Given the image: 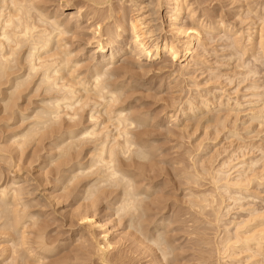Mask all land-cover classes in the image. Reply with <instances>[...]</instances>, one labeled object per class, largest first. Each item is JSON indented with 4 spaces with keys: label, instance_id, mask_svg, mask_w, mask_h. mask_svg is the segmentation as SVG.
Instances as JSON below:
<instances>
[{
    "label": "bare ground",
    "instance_id": "1",
    "mask_svg": "<svg viewBox=\"0 0 264 264\" xmlns=\"http://www.w3.org/2000/svg\"><path fill=\"white\" fill-rule=\"evenodd\" d=\"M42 2L0 0V100L4 102V111L15 120V113L21 108L19 102L23 98H40L30 114L19 112L24 129L13 132L10 148L13 147L16 152L22 151L18 154L23 156L21 153L33 144L48 141L51 151L56 154L51 160L53 166L59 161L62 151H71L75 145V159L81 168L99 172L97 179H107L123 189L126 215L135 212L138 207L144 208L147 224L137 230L140 235L134 233L136 239L132 243L149 253L154 264H172L177 248H173L167 233L161 232L163 226L170 224V219L163 216L164 220L158 221L155 226L148 225L150 221L155 223V217L149 215V207L156 199H151L156 188L153 186L154 180L161 174L156 171L155 162L160 161L157 160L159 154H156L159 145L152 137L155 131L159 133L162 128L171 134V127H166L178 124L181 118H185L186 125L180 128L181 132L188 131L193 125L192 137L203 128L197 144L189 143L192 150L187 149L190 151L186 154L188 157L184 158H188L189 161H186L190 164L184 165L185 161L182 162L181 158L177 171H181V178L174 174L177 179L183 180L182 185L188 186L190 191L187 199L188 202L190 200L193 219L190 220L186 208L182 214L187 213L193 225L190 226L187 221L190 228L186 225L185 230L193 229L189 232L193 238H197V241L194 240L204 246L197 247L199 257L194 248V255L198 257L195 259L203 264L214 257L216 264H264V199L261 200V207H258L260 192L262 188L264 190V148L260 144H250L264 132V0H187V3L185 0H123V3L114 0L111 5L113 19L121 23L124 29L122 40L117 44L111 43L105 30L98 24L89 23L93 13L82 11L84 0H58L61 8L50 13L43 8ZM212 2L218 5V10L206 8V3L210 6ZM203 4H206L205 7ZM74 10V13L65 15V12ZM93 27L96 28L95 33ZM86 33L90 34L84 42L87 47L71 50L75 45L72 42L83 40L82 35ZM214 35L222 42L223 48L221 55H217L219 50L215 52L217 60L213 64L208 49L216 39ZM134 42H138V45ZM137 46V56L126 59L132 56ZM105 49L115 56V78L97 84L91 74V64L87 68L83 65L85 60L90 62L95 57L98 61L108 55ZM73 52L80 55L73 56ZM158 61L165 66L157 69L155 63ZM119 62L122 65L117 67ZM204 70L210 72L211 79L202 83L197 73L202 74L200 72ZM162 72H170L168 78L175 75L176 79L179 78L175 84L181 95L167 103L168 98L164 101L173 114H168L165 122H157L160 118L158 113L154 115L150 110L135 112L137 105L133 106V102L138 100L132 101V98L138 90L143 91L140 86H151L153 89L145 91L153 95L149 94L154 98V104L159 103L161 90L167 87L163 84V77H159V82L155 81L156 77L162 76ZM209 83L212 87H207ZM231 86L233 88L229 91ZM213 111L216 113L210 115ZM192 122H196L197 126ZM154 123L159 125L158 130ZM218 142H225L228 148L234 147L235 143L238 146L232 151L227 147L223 151H220L221 147L211 149L213 146L216 148ZM249 148L252 151L245 152ZM3 151L0 148V154ZM256 153L260 155L256 156ZM222 155L224 157L219 158ZM157 166L161 167L159 163ZM18 167L9 170L11 180L3 184L0 182V220L5 221L0 231L6 237L0 258L9 251L6 262L46 264L48 260L58 258L66 245L64 242H51L46 232L47 226L42 221V213L49 212L47 210L57 196L54 192L48 195L49 198L44 200L46 204L38 200L39 197L44 198L39 193L41 186H36L39 183H35L34 179L21 177ZM161 168L163 170L164 165ZM161 172L164 175L165 171ZM147 173L150 177H147ZM4 176L0 173L2 179ZM55 176L54 189L58 188V173ZM138 176H143L145 180L147 178L146 181H150L152 186L149 183L144 185V178L140 183ZM205 183L212 189L203 190ZM255 184L261 189L259 192L257 188L259 196L255 193L257 191H252ZM143 193L151 194V202L141 203ZM60 196L58 204L71 200L63 196L64 201L61 202ZM18 202L28 206L27 215H37L34 227L27 226V219L19 227L10 222L15 221L16 217L7 215L5 210L16 207ZM157 202L155 200V206ZM101 204L83 207L76 202L77 208L68 215L69 218L63 217L68 220L70 230L79 227L75 235V245H79L74 247L73 253L86 257L90 264H93V258L103 264H127L125 258L120 256L121 239L117 241V237H114L116 228L119 229L123 222L114 220L112 214L102 220L98 215ZM34 209H40L41 213L36 214ZM165 209L162 207L160 210L165 212ZM184 214L186 218L187 214ZM208 230L219 232L220 237L217 235V240L212 242L211 236H206ZM141 236L145 239H141ZM118 237L123 236L118 234ZM148 238L151 243L146 242ZM115 250L116 253L112 254ZM143 251L141 254H144ZM109 256L111 259H108ZM72 258L76 259V256Z\"/></svg>",
    "mask_w": 264,
    "mask_h": 264
},
{
    "label": "rangeland",
    "instance_id": "2",
    "mask_svg": "<svg viewBox=\"0 0 264 264\" xmlns=\"http://www.w3.org/2000/svg\"><path fill=\"white\" fill-rule=\"evenodd\" d=\"M47 1V2H46ZM125 1V0H124ZM211 1H213V0H210V2ZM43 3V4H42ZM41 3V5L43 6V8L44 9H47V11H48V13H50V12H54V11H56V10H58L59 9V7H60V3L58 2V0H43V2ZM115 4H116V6H118L119 4H118V2L117 1H115ZM208 6H209V4L208 3H206ZM206 4H203V6L204 5H206ZM211 4H212V6H211ZM210 4V6L208 7H206L207 9L209 8V10H213V9H216V10H218L217 8L218 7H216V6H218L217 4L215 5V3H211ZM214 4V5H213ZM215 6V7H214ZM46 7V8H45ZM205 7V6H204ZM214 7V8H213ZM61 8V7H60ZM127 9H129L130 10V8H127ZM75 12V10L74 11H68V12H65V15H68V14H72V13H74ZM84 35H86V36H84ZM84 35H82V38H83V40H84V42H85V39H87L86 37H89V33H86V34H84ZM85 38H84V37ZM81 38V39H82ZM213 38H216L215 39V41H213V43H212V47H210L209 48V46L207 47V48H209L208 50H209V52H210V55H211V57H210V59H211V61H212V63L214 64V62L217 60V58H216V56L217 55H221V53H222V51H220V50H222V48H221V44H222V42H220V40L217 38V36H213ZM69 41H72V40H70V39H68ZM217 40V41H216ZM66 42V41H65ZM76 42V43H75ZM78 42V43H77ZM79 40L77 41H74V42H72V45H74L73 46V48L71 49V50H76L77 51V49L79 50V48L81 49L83 46L82 45H80L79 44ZM217 42H218V44H217ZM220 43V44H219ZM71 44V43H70ZM217 45V46H216ZM211 46V45H210ZM202 49V48H201ZM201 49H199V50H201ZM215 49V50H214ZM217 50H219L218 52H219V54H215V52L217 51ZM202 51V50H201ZM212 52V53H211ZM216 55V56H215ZM215 56V57H214ZM213 57V58H212ZM85 64L86 63H88V60H85V62H84ZM158 63H160V64H158ZM120 65H122L121 64V62H119V63H117V67H119ZM158 65V66H157ZM165 66V64H163L161 61H158V62H156L155 63V67L158 69L159 67H162V66ZM154 67V68H155ZM155 68V69H156ZM216 68V67H215ZM200 73H202V74H199V73H197V76H198V78H199V81L200 82H202V83H205V81L206 80H210L211 79V76L209 75V71L208 70H204L203 72H200ZM161 75L162 76H158V77H156V79H155V81L157 80V82H159L160 80H159V77L161 78V77H163L162 79H163V84L165 85V86H167V87H165V88H163L162 90H161V97H160V101H158L159 103H157V104H154L155 103V100H153L154 98H151V96H153L152 94H150V93H148V92H146L145 90H149V89H153V87H151V86H146V87H141L140 85V88H143V91L141 90H138V92L134 95V97L132 98L133 100L132 101H135V100H138L137 102L135 101V102H133V106H136L137 105V107H136V110H135V112H137V111H141V112H146V111H148V110H150V112H152L154 115L156 114L157 115V113L158 114H160V118L158 119V121L157 122H160V121H163V122H165L166 121V116H168V114H173L172 112H171V108L170 109H167V102H169V101H171L172 99H175V98H179L180 97V93H178V88H177V81H178V79L179 78H177L176 79V75L175 76H171L170 78H168L169 76H170V72H168V73H164V72H162L161 73ZM200 75H201V77H200ZM203 75V76H202ZM209 76V77H208ZM149 77H151V76H149ZM173 78V79H172ZM166 79H168V80H166ZM146 79H144V81H145ZM159 80V81H158ZM143 80H141V82H144ZM156 82V83H157ZM207 82V81H206ZM144 83H146V82H144ZM149 83V82H148ZM172 83V84H171ZM176 83V84H175ZM223 83H224V80H223ZM171 85L170 87L172 88H170V90L168 89V86L169 85ZM210 84V83H209ZM174 85V86H173ZM224 85H226L225 83H224ZM223 85V86H224ZM222 86V87H223ZM148 87V88H147ZM207 87H212V84H210V86L208 85ZM135 88V87H134ZM177 88V89H176ZM205 89H206V87H204ZM230 87H228V89H229ZM233 88V86H231V88L229 89V91H231V89ZM130 89V88H129ZM176 89V90H175ZM163 91V92H162ZM168 92V93H167ZM152 93V92H151ZM173 93V94H172ZM140 94V95H139ZM151 96H150V95ZM170 94V95H169ZM144 95V96H143ZM150 96V97H148V96ZM178 95H179V97H178ZM142 97V98H141ZM174 97V98H173ZM148 98V99H147ZM168 98V100H166ZM172 98V99H171ZM0 99H2V98H0ZM30 97H25V98H23L20 102H19V107H21L20 108V111L19 112H23V113H25V114H30L31 112H32V110L31 109H34L35 107H37L36 105L39 103V99L40 98H32V99H30ZM142 99V100H141ZM164 99V100H163ZM166 100V101H165ZM131 101V102H132ZM166 103H165V102ZM150 102V103H149ZM33 103V104H32ZM135 103V104H134ZM144 105V106H143ZM145 105H146V108H145ZM151 105V106H150ZM148 106V107H147ZM3 108V109H2ZM28 108V109H27ZM141 108V109H140ZM19 109H17V111H18ZM25 110H27V112L25 111ZM29 110V111H28ZM169 110V111H168ZM158 111V112H157ZM160 111V112H159ZM216 111V110H215ZM215 111H213V112H211L210 113V115H214L216 112ZM15 113V120H12V118L8 115V114H6L5 113V111H4V102L2 101L1 102V100H0V148L1 149H3L4 151L3 152H6V153H3V152H1V154H0V173H3V175H5L4 177H3V179H2V182H1V184H3V183H6V182H8L9 180H11L10 178H11V176L9 177V170L11 169H13L15 166H19L18 168H20L21 169V171L19 172L20 173V175H21V177H23V178H30V179H34V182L36 183H39L38 185H36V186H41L40 188H39V193L42 195L43 194V196H44V198H41V197H39L38 198V200H46V198H49V196L48 195H50L51 193H53L54 192V195H55V197L57 198V200L52 204V207L51 208H48V210L47 211H49V212H46V213H42V221H43V223L47 226V230H46V232H47V234L49 235V237L51 238L50 240H51V242H64L66 245L64 246V249H62L63 250V252H62V250L60 251L61 252V255L58 257V258H56V260H60V259H62V258H65L66 257V255H68L69 256V253L71 254L70 255V257H72L73 255H74V253H73V251H74V247H76L77 246V244L79 245V243H77L76 245H75V243L77 242V239H75V235H77V231L79 230V227L77 228H72V230H70L69 229V224H68V220L66 221V220H64L63 219V217L64 218H69V216L72 214V212H73V210H75L76 208H77V205H76V202H72V199L71 200H69V201H66V202H64L63 204H58V202H60L59 200H58V197L60 196V195H62V196H60L61 197V202H63L64 201V199H62V197H63V193H62V189L61 188H56V189H54V181H55V178L54 177H56L55 176V174L57 173V169H55L53 166H52V164H51V160L52 159H54V156L56 155L53 151H51V146H49L50 144L48 143V141H45V143H43V144H40V145H35V144H33L32 146H30L28 149H25V151H23V153H21V155H23V156H19V154H20V152H22V151H19V152H16V151H14L13 149V147L12 148H10V146H12L11 145V136H12V134H13V132H21L23 129H24V126L23 127H21V118H20V113ZM162 112L164 113V114H162ZM213 113V114H212ZM18 114V115H17ZM162 114V115H161ZM223 114V113H222ZM171 115H169V116H171ZM7 116V117H6ZM212 117V116H211ZM208 118H210V117H208ZM207 118V119H208ZM206 119V120H207ZM206 120H204L203 121V126L205 125L204 123H205V121ZM185 121H186V119L185 118H181L180 119V123H178V124H170L168 127H166V128H169V127H171V128H169L170 130H172V133H173V135H171V134H169V133H166V131H165V129L164 128H162L163 130L162 131H160L159 133L157 132V131H155V133L153 134V139H155L156 141H157V143H158V145H159V149H157L156 150V154H157V156H158V154H159V158H157V160H160L161 161V163H160V161H158V163H159V165H161V167L164 165V168H163V170L165 171V172H163L164 173V175L165 174H169V175H166V176H164V175H162V172L161 171H163L162 170V168L161 167H158L157 166V161H155L156 162V171L158 172V174H160L159 175V178L157 177V180H154L155 182L153 183L154 185L153 186H156V188L154 189L155 191H153V194H152V197H151V199H154V198H156V199H154L153 201L155 202V200H156V202L158 203V204H156V206H155V203L153 202H151V199H150V201H148V202H151V205H150V207H149V205H148V207H149V215H150V217H152V218H154L155 219V223H153V221H150V220H154V219H150L149 221V223H148V225H151L150 227H153V226H155L156 225V223H158V221H161L163 218H165V219H167V218H169L168 220L169 221H171L170 222V226L168 225H165V226H163L162 228H161V232H165V233H167V235H168V239L171 241V243L173 244L172 246H173V248L174 249H176L177 248V250H175V252H176V255L177 254H180V255H174L175 257H177L178 258V260H177V258L175 259V257H174V261H172V264L173 263H176V264H197V263H199L198 262V259H195V258H198L199 257V253H200V250H198V248L197 247H202V248H204V246H202V244H199V243H197L196 241V239L197 238H193V234L191 233L192 231H193V229H188V230H185V229H187L186 228V225L188 224L189 225V223H190V226H191V224L193 225V223H191V218L193 217L192 215H193V212L191 211V207L189 206L190 204V200H189V202H188V196L187 195H189V193H190V191H189V187L188 186H186V185H182V181L181 180H179L181 177H179L180 175V173H181V171H180V173H178L179 171V169H178V165L180 166L181 165V161L182 162H184L185 161V163H184V165H187L188 163H187V161H189V160H187L186 158H184L185 156H186V154L188 155V151H190V150H192V146H189V143H190V145L192 144V143H196L199 139V136H200V134L202 133V130H203V128H202V130H200V132H198V135H196V136H192L191 137V132H192V127H193V130H194V126L193 125H191V129L190 128H188V131H189V133H188V131L187 130H185V131H180V128L182 129V128H184L185 127ZM194 122H192V124H193ZM196 123V122H195ZM194 123V125L195 126H197L196 124ZM202 124H200V126L202 127ZM177 125V126H176ZM154 126H155V128L158 130V124H156V123H154ZM164 125L162 124V127H163ZM174 126V127H173ZM20 127V128H19ZM255 127V126H254ZM178 131H180V132H178ZM178 132V133H177ZM187 132V133H186ZM260 132V131H259ZM161 134V135H160ZM163 134H164V136H163ZM175 134V135H174ZM180 135V136H179ZM185 135V136H184ZM261 136H259L257 139H255L252 143H250V144H253V145H256V144H260V145H262L263 146V148H264V132H262L261 134H260ZM173 138V139H172ZM180 138V139H179ZM185 138V139H184ZM192 138V139H191ZM178 139V140H177ZM169 140V141H168ZM166 141V142H165ZM191 141V142H190ZM179 142V143H178ZM188 142V143H187ZM46 143H48V144H46ZM166 143V144H165ZM219 143V142H218ZM163 144V145H162ZM175 144V145H174ZM188 144V145H187ZM197 144V143H196ZM3 145H4V147H3ZM43 145V146H42ZM221 145H223V146H221ZM49 146V147H48ZM185 146V147H184ZM237 146H238V144H234V147L232 146V148L230 147V148H228L229 146L228 145H226V143L224 142V144H223V142H221V143H219V144H217V146H216V148H214V146L213 147H211V149H214V150H217V149H220V147H221V149H220V151H223L224 149H225V147H227L229 150L231 149V151L233 150V148H237ZM6 147V148H5ZM38 147H40V148H38ZM47 148V149H46ZM50 148V149H49ZM7 149V150H6ZM11 149V150H10ZM183 149V150H182ZM187 149H190V150H187ZM252 148H249L248 150H245V152L247 151L248 153H249V151L251 150ZM174 151V152H173ZM181 151V152H180ZM252 151V150H251ZM250 151V152H251ZM13 152V153H12ZM159 152V153H158ZM12 153V154H11ZM19 153V154H18ZM16 154V155H15ZM43 154V155H42ZM48 154H49V157H48ZM13 156V158H12V156ZM260 154L259 153H256V156H259ZM173 156V157H172ZM181 156V157H180ZM178 157V158H177ZM186 157H188V156H186ZM221 157H224V155H222V156H220L219 158H221ZM181 158H183V160H181ZM198 158H200L199 156H198ZM185 159V160H184ZM12 160V162H11V165L9 164V162ZM174 160V161H173ZM181 160V161H180ZM187 160V161H186ZM166 161V162H165ZM179 161V162H178ZM6 162V163H5ZM8 163V164H7ZM171 163H173V164H171ZM187 163V164H186ZM13 164V165H12ZM51 164V165H50ZM175 164V165H174ZM190 164V163H189ZM3 168V169H2ZM159 168H161V170H159ZM175 168V169H174ZM177 168V169H176ZM166 169V170H165ZM171 169V170H170ZM54 170H56V171H54ZM160 172H159V171ZM175 171V173H174V171ZM55 173H54V172ZM168 173H167V172ZM178 171V172H177ZM153 172H155V169L153 170ZM156 172V173H157ZM176 172H177V174H176ZM40 174V175H39ZM148 174V173H147ZM146 174V175H147ZM152 175H153V173H151ZM174 174L177 176V178H179V179H177L176 178V176H174ZM150 174H148L147 175V177L149 176ZM151 175V176H152ZM141 176V175H140ZM140 176H138V181L140 180V183H141V180L144 178V177H146V176H142V177H140ZM161 176V177H160ZM170 176V177H169ZM173 176V177H172ZM18 177H20V176H18ZM150 177V176H149ZM168 177V178H167ZM172 177V178H171ZM142 178V179H141ZM144 180V181H143ZM142 180V182H143V184L144 185H148V183H149V185L150 186H152V184L150 183V181H146L147 180V178H146V180H145V178ZM169 181V182H168ZM171 181V182H170ZM145 182V183H144ZM164 182V183H163ZM52 183V184H51ZM167 183V184H166ZM177 183H178V185H177ZM157 184V185H156ZM206 184V183H205ZM164 185V186H163ZM160 186V187H159ZM182 186V187H181ZM207 186H209V187H207ZM256 186V187H255ZM164 187V188H163ZM253 188H252V191H257V192H255V193H259L260 192V190L261 189H259L258 188V186H257V184H255L254 186H252ZM159 189V191H158V189ZM206 188L208 189H212V187L209 185V184H206V186L204 187V189L203 190H206ZM259 189V192H258V189ZM186 189H187V191H188V194H186ZM264 190H263V188H262V191L260 192V194H261V196H259L260 194H258L257 196H259V202L260 203H258V201H257V203H258V207L260 206L261 207V200H263L264 199V192H263ZM156 192V193H155ZM169 192V193H168ZM180 192V193H179ZM253 192V193H254ZM157 193H159V194H157ZM187 196H185L184 194ZM254 193V194H255ZM45 194V195H44ZM60 194V195H59ZM157 194V195H156ZM263 194V195H262ZM155 195V196H154ZM256 195V194H255ZM154 196V197H153ZM157 196V197H156ZM175 196V197H174ZM162 197H164V198H162ZM186 197V198H185ZM41 198V199H40ZM175 198V199H174ZM188 198V199H187ZM262 198V199H261ZM163 199V200H162ZM183 199V200H182ZM186 199V200H185ZM165 200V201H164ZM187 201V202H186ZM69 202V203H68ZM177 202V203H176ZM44 204H46V202L44 201ZM55 204V205H54ZM103 204V203H102ZM100 205V209H99V213H98V215H99V217L103 220V219H106L107 217L106 216H108L110 213H108L107 212V210H106V206L103 204V205ZM150 204V203H149ZM177 204V205H176ZM179 204V205H178ZM153 205V206H152ZM181 205V206H180ZM103 206H105V208L103 207ZM160 206V207H159ZM187 206V207H186ZM189 206V207H188ZM262 206H264L263 204H262ZM162 207H164V209H165V207H167L166 209H165V212L164 211H161L160 209H162ZM53 208V209H52ZM187 209V211H189V218H190V220H189V218H188V214L186 215V214H184V215H186V218L183 216V214H182V211L183 212H185L184 210H186ZM189 208V209H188ZM106 211H104V210ZM173 209H176V210H174L173 211ZM183 209V210H182ZM38 210V211H37ZM40 209H34V211H36L35 213L36 214H40L41 213V210L39 211ZM54 210H56V211H54ZM161 211V212H157V211ZM172 211V212H171ZM178 211H180V212H178ZM54 212H59V214H57V213H54ZM71 212V213H70ZM191 212H192V215H190L191 214ZM61 213V214H60ZM161 213V214H160ZM164 213V214H163ZM180 213H181V215H180ZM47 214V215H46ZM176 214V215H175ZM178 214L180 215L179 217H178ZM66 215V216H65ZM69 215V216H68ZM158 215V216H157ZM68 216V217H67ZM164 216V217H163ZM183 216V217H182ZM47 217V218H46ZM163 217V218H162ZM167 217V218H166ZM180 217H181V219L183 220V221H186V222H184L183 223V221L182 220H180ZM52 218V219H51ZM173 218V219H172ZM187 218H188V220H187ZM63 219V220H62ZM180 221H182V222H180ZM185 219V220H184ZM193 219V218H192ZM2 220V221H1ZM0 220V227L4 224V222L5 221H3L4 219H1ZM164 220V219H163ZM60 221V222H59ZM189 223H188V222ZM2 222V223H1ZM51 222V223H50ZM177 222V223H176ZM179 222V223H178ZM52 224V225H51ZM122 224V226L121 225H119V229H118V227L116 228V233H114V237L116 238V240L117 241H119L120 239V248H119V250H121V253H120V256H123V259L125 258V261H126V263L127 264H154V262H153V258L152 257H150L149 256V253L147 254L146 252H144L143 250H142V248H140V251H139V248L137 247V244H135L136 245V247H135V245H134V241H135V236H134V233H132V234H130L129 235V233H131L126 227H124L125 226V224H126V221L125 222H123V223H121ZM153 224V225H152ZM179 224V225H178ZM181 224H183V225H181ZM187 225V227L188 228H190V226H188ZM64 226V227H63ZM167 226V227H166ZM174 226V227H173ZM124 227V228H123ZM166 227V228H165ZM169 227V228H168ZM179 228V229H178ZM124 229H127L126 231L124 230ZM120 230V231H119ZM182 230V231H181ZM186 231V232H185ZM189 231H191V232H189ZM51 232V233H50ZM124 234H123V233ZM184 232V233H183ZM210 232H212V233H210ZM214 232V233H213ZM119 235H121V236H123V237H118V234ZM123 235H122V234ZM168 233H170V235L168 234ZM188 233V234H187ZM192 235H191V234ZM206 236H207V238H210L209 236H211V241L212 242H215L217 239H216V236L218 235L219 237H220V233L219 232H216V231H212V230H208V231H206ZM208 233H210V234H208ZM50 234H52V235H50ZM115 234H117V235H115ZM215 234V235H214ZM5 234H4V232H2V231H0V244H2L3 245V247L5 246V240H6V237L4 236ZM132 235H133V238H132ZM176 235V236H175ZM191 237H190V236ZM52 236V237H51ZM56 236H59L58 238L56 237ZM129 237V239L130 240H128V237ZM172 236V240L174 241H172L169 237H171ZM205 236V237H206ZM215 236V237H214ZM32 238V240L34 239L33 238V235L31 236ZM54 237H56V238H54ZM126 238H127V240H126ZM193 241V243H192V241L190 240V239ZM56 239V240H55ZM59 239V240H58ZM75 239V240H74ZM196 241H195V240ZM134 240V241H133ZM76 241V242H75ZM195 241V242H194ZM132 242H134V243H132ZM137 243V242H136ZM195 243L197 244V245H195ZM189 244V245H188ZM198 244H199V246H198ZM139 246V245H138ZM176 248H175V247ZM78 247V246H77ZM76 247V248H77ZM192 247V248H191ZM76 248H75V250H76ZM194 248H196V250H197V254L195 253V252H193V251H196ZM72 249V250H71ZM187 249V250H186ZM191 250V251H190ZM207 250V249H206ZM0 251H2L1 250V248H0ZM69 251V252H68ZM71 251V252H70ZM116 251L117 250H115V251H113V253L112 254H115L116 253ZM142 251H143V253L144 254H141L142 253ZM205 251V250H204ZM8 253V254H7ZM65 253H66V255H65ZM194 253L196 254V255H198V257H196V255H194ZM206 253V252H205ZM3 254V253H2ZM1 254V255H2ZM9 251L7 252L6 251V253L5 254H3L2 256H1V258H0V264H8V262H9V264L11 263L12 264V262H11V260L9 261L8 260V262H6L7 261V258H8V256H9ZM205 255V254H204ZM207 255V254H206ZM3 256H4V258H3ZM67 256V257H68ZM133 256V257H132ZM146 256V257H145ZM194 258H193V257ZM111 259V256H109L108 257V259ZM137 258V259H136ZM152 258V259H151ZM215 258V259H214ZM213 259H212V261H213V263H212V261H209V262H207V264H216L215 263V261L214 260H216V257H214ZM6 259V260H5ZM95 258H93L92 259V262H93V264H103V263H100V261L96 258L95 260H98V261H95L94 260ZM149 259V260H148ZM52 260L53 259H51L50 261L48 260V262L46 263V264H51L52 263ZM175 260L176 261H178V262H175ZM95 262V263H94ZM98 262V263H97ZM211 262V263H210ZM88 264H90V263H88ZM155 264H160V263H155ZM199 264H203V263H199ZM205 264V263H204Z\"/></svg>",
    "mask_w": 264,
    "mask_h": 264
},
{
    "label": "clouds",
    "instance_id": "3",
    "mask_svg": "<svg viewBox=\"0 0 264 264\" xmlns=\"http://www.w3.org/2000/svg\"><path fill=\"white\" fill-rule=\"evenodd\" d=\"M114 0H84V9L82 11L92 12L89 23L98 24L101 29L105 30V35L111 41L112 44H117L122 40L123 36V26L121 23L113 19V14L111 12V5ZM123 3V0H119ZM159 2V0H157ZM187 3V0H185ZM191 7V6H190ZM87 29H85L86 31ZM93 33H95L96 28H92ZM98 42V41H97ZM137 43L138 42H134ZM83 47H87L83 40L79 42ZM126 47H131V45H126ZM108 52V49L104 50ZM115 51V49H113ZM139 52V46L136 50L132 52L131 57H126V59H132L137 56ZM73 56L80 55L79 52H73ZM111 61V62H109ZM91 64V74L94 77L97 84L101 81H108L115 78V56L112 52H108V55L102 56L98 61L95 57L83 67L87 68ZM76 150L75 145L71 151H62L59 161L54 163L53 167L57 169L58 180L57 187L61 188L63 191V196L66 199H73L74 202H78L79 205L83 207L92 206L95 207L97 204L103 203L107 207V212L112 214L114 220L120 222H125V227L136 235H140L138 229H142L147 224V217L144 212L143 207H138L135 212H130L127 215L124 211V191L121 187L116 186L107 179H97L100 176L99 172L92 169L85 170L80 167L77 160L75 159ZM0 182H2V177H0ZM144 200L141 202L145 204L150 200V193H143ZM28 206L23 204V202H18L16 207H9L5 211L9 216H15V221H10L16 227L19 224L28 220V225L34 227L37 222V215H27ZM141 239L145 237L141 236ZM147 243H151L150 238L146 240ZM3 245L0 244V248ZM76 259L72 257H65L60 260L53 258V264H88L86 257L74 253Z\"/></svg>",
    "mask_w": 264,
    "mask_h": 264
}]
</instances>
